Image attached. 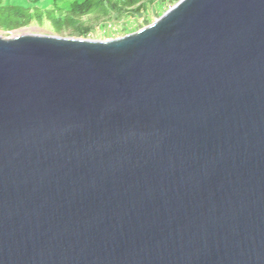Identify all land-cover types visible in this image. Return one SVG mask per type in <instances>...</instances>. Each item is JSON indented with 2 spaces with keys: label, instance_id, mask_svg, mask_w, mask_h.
<instances>
[{
  "label": "water",
  "instance_id": "95a60500",
  "mask_svg": "<svg viewBox=\"0 0 264 264\" xmlns=\"http://www.w3.org/2000/svg\"><path fill=\"white\" fill-rule=\"evenodd\" d=\"M0 264H264V0L0 35Z\"/></svg>",
  "mask_w": 264,
  "mask_h": 264
},
{
  "label": "trees",
  "instance_id": "16d2710c",
  "mask_svg": "<svg viewBox=\"0 0 264 264\" xmlns=\"http://www.w3.org/2000/svg\"><path fill=\"white\" fill-rule=\"evenodd\" d=\"M42 1L29 0L30 3H27L0 0V29L16 30L29 26L33 21L45 18L51 20L52 17L55 31L69 29L75 36L86 37L89 35V26L93 24L86 23L88 21L83 20V16L90 13H94L96 18L107 15L109 11L114 12L120 19L124 15L137 17L149 10H155L157 13L164 2L176 0H70L66 2L65 7L58 6V0H53L55 6L44 9L39 6ZM56 11H59L58 15L54 14Z\"/></svg>",
  "mask_w": 264,
  "mask_h": 264
},
{
  "label": "rangeland",
  "instance_id": "374dc122",
  "mask_svg": "<svg viewBox=\"0 0 264 264\" xmlns=\"http://www.w3.org/2000/svg\"><path fill=\"white\" fill-rule=\"evenodd\" d=\"M8 2H27L30 3L29 0H6ZM65 1V3H63ZM67 1L70 0H58L57 4L58 6H62ZM80 1V0H79ZM177 1V0H176ZM175 1V2H176ZM175 2H164L162 7L158 10L156 13L155 10H149L148 12H144L142 15H139L137 17L131 16V15H124L120 19L114 12H108L107 15L99 17H94V13H90L89 15L83 16V20L88 21L86 23L93 24V26H89V35L86 37L90 38H96V39H109L114 37H119L121 35H124L128 32L135 31L146 24L152 22L155 20L160 14H162L168 7H170ZM53 0H43L39 3L40 8H46V7H52L55 6L53 4ZM46 5V6H45ZM67 7V6H66ZM55 15L59 14V11H56L54 13ZM53 15V13L51 14ZM51 20L45 18L44 20H37L33 21L29 26L24 28H19L16 30L11 31H4L0 29V35L8 36V35H14L18 33H22L25 31H30L32 33H46V34H55V35H61V36H75L71 33V30L65 29L63 31L57 32L54 30V23Z\"/></svg>",
  "mask_w": 264,
  "mask_h": 264
},
{
  "label": "bare ground",
  "instance_id": "6f19581e",
  "mask_svg": "<svg viewBox=\"0 0 264 264\" xmlns=\"http://www.w3.org/2000/svg\"><path fill=\"white\" fill-rule=\"evenodd\" d=\"M21 33V32H20ZM25 33H30V31H25Z\"/></svg>",
  "mask_w": 264,
  "mask_h": 264
}]
</instances>
